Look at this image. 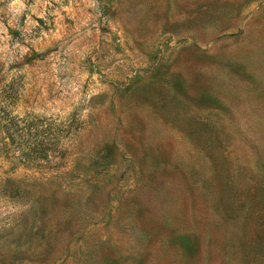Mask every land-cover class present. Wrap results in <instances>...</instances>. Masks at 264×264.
Instances as JSON below:
<instances>
[{
    "label": "rangeland",
    "instance_id": "374dc122",
    "mask_svg": "<svg viewBox=\"0 0 264 264\" xmlns=\"http://www.w3.org/2000/svg\"><path fill=\"white\" fill-rule=\"evenodd\" d=\"M0 264H264V0H0Z\"/></svg>",
    "mask_w": 264,
    "mask_h": 264
}]
</instances>
